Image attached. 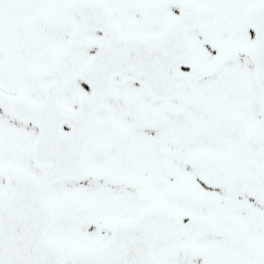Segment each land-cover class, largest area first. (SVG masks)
<instances>
[{"label": "snow or ice", "instance_id": "obj_1", "mask_svg": "<svg viewBox=\"0 0 264 264\" xmlns=\"http://www.w3.org/2000/svg\"><path fill=\"white\" fill-rule=\"evenodd\" d=\"M0 264H264V0H0Z\"/></svg>", "mask_w": 264, "mask_h": 264}]
</instances>
